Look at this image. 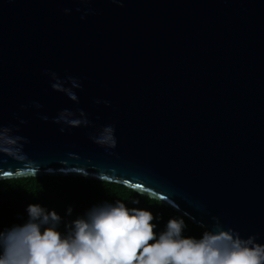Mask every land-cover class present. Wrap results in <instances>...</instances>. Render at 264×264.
Listing matches in <instances>:
<instances>
[{"label":"water","instance_id":"obj_1","mask_svg":"<svg viewBox=\"0 0 264 264\" xmlns=\"http://www.w3.org/2000/svg\"><path fill=\"white\" fill-rule=\"evenodd\" d=\"M63 109L95 127L61 132ZM109 124L114 149L90 138ZM0 126L27 139L0 181L116 183L264 244V0H0Z\"/></svg>","mask_w":264,"mask_h":264},{"label":"clouds","instance_id":"obj_2","mask_svg":"<svg viewBox=\"0 0 264 264\" xmlns=\"http://www.w3.org/2000/svg\"><path fill=\"white\" fill-rule=\"evenodd\" d=\"M81 2L88 4V0ZM64 12L70 14L71 9ZM88 12L92 10L87 9L85 14ZM46 74L54 90L79 104L76 90L82 89V84L78 77L61 78L47 70ZM103 103L108 105L110 101ZM32 106L43 107L36 101ZM41 119L47 121L49 117L42 115ZM53 122L63 125L61 132L66 130L64 126L95 127L83 109H63ZM18 131L0 126V152L22 154L27 139L16 134ZM90 138L104 148L117 146L115 126L111 124L100 127ZM26 211L27 222L0 232V264H264V244L255 236L245 239L239 232L223 228L218 217H213V229L194 238L183 235L187 227L183 218L169 219L165 230L156 234L150 211L129 209L119 201L93 206L74 220L66 233L58 230L62 218L56 211L39 204H29ZM71 211L69 208L68 213Z\"/></svg>","mask_w":264,"mask_h":264},{"label":"trees","instance_id":"obj_3","mask_svg":"<svg viewBox=\"0 0 264 264\" xmlns=\"http://www.w3.org/2000/svg\"><path fill=\"white\" fill-rule=\"evenodd\" d=\"M122 202L129 209L148 210L153 214L154 233L165 230L171 218H183V235L200 238L205 230L159 201L135 193L124 185L76 177H37L0 181V232L28 220L29 204H39L61 216L58 230L66 233L71 223L90 208L105 202ZM71 208V214L68 209Z\"/></svg>","mask_w":264,"mask_h":264},{"label":"snow or ice","instance_id":"obj_4","mask_svg":"<svg viewBox=\"0 0 264 264\" xmlns=\"http://www.w3.org/2000/svg\"><path fill=\"white\" fill-rule=\"evenodd\" d=\"M134 187L140 188V187H142V185L137 184V185H134Z\"/></svg>","mask_w":264,"mask_h":264}]
</instances>
